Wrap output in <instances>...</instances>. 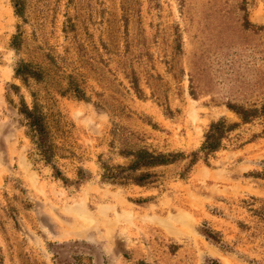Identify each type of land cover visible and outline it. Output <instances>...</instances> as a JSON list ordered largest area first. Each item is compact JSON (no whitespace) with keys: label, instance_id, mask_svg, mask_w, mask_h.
I'll list each match as a JSON object with an SVG mask.
<instances>
[{"label":"rangeland","instance_id":"1","mask_svg":"<svg viewBox=\"0 0 264 264\" xmlns=\"http://www.w3.org/2000/svg\"><path fill=\"white\" fill-rule=\"evenodd\" d=\"M19 3L0 0V264H264V116L227 108L264 107V0ZM220 119L239 126L206 163L102 178L127 152L190 156Z\"/></svg>","mask_w":264,"mask_h":264},{"label":"trees","instance_id":"2","mask_svg":"<svg viewBox=\"0 0 264 264\" xmlns=\"http://www.w3.org/2000/svg\"><path fill=\"white\" fill-rule=\"evenodd\" d=\"M14 8L17 16H21V8L19 0H13ZM19 45V36L15 35L12 40V46L17 48ZM15 76L21 80L35 79L39 80L41 74L30 67L28 64L21 63L15 70ZM227 108L241 121L242 124L249 123L254 118L264 116V107L260 110L246 109L239 105L228 104ZM19 113L25 118L27 126L33 133L36 149L42 161L50 163L54 156V147L50 139L48 128L45 124L43 116L35 109H29L28 106L22 102ZM239 124L236 122H228L226 119H220L212 122L205 135L204 141L200 146L198 152H192L190 156H185L183 153H154L147 150H137L134 152H127L131 161L126 166L108 167L104 166V173L102 178L111 180L113 183L126 184L132 183L136 186H144L150 183V180L155 176L150 170L161 166H168L176 163L178 160L189 159L187 171L194 165L199 154H202L203 160L206 163L208 158L221 150L225 140L229 135L238 128ZM58 173V171L56 172ZM207 238L215 242L218 239L209 231H204Z\"/></svg>","mask_w":264,"mask_h":264}]
</instances>
